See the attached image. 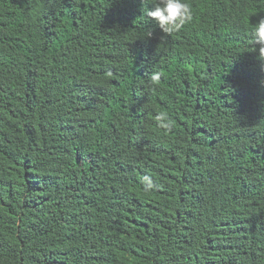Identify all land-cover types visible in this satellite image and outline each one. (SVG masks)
<instances>
[{
	"label": "trees",
	"instance_id": "obj_1",
	"mask_svg": "<svg viewBox=\"0 0 264 264\" xmlns=\"http://www.w3.org/2000/svg\"><path fill=\"white\" fill-rule=\"evenodd\" d=\"M187 2L0 0V264H264V0Z\"/></svg>",
	"mask_w": 264,
	"mask_h": 264
},
{
	"label": "clouds",
	"instance_id": "obj_2",
	"mask_svg": "<svg viewBox=\"0 0 264 264\" xmlns=\"http://www.w3.org/2000/svg\"><path fill=\"white\" fill-rule=\"evenodd\" d=\"M145 4H151L149 9L144 8V14L147 18L154 21L165 34L179 32L193 18V10L187 0H143ZM151 32H145L144 35L151 36ZM251 34L253 43L259 44V57L264 60V16L252 26ZM153 83L160 80L159 73H153L151 76ZM158 127L169 130L172 125L166 113L161 112L155 117ZM142 181L151 187L152 180L149 176H144Z\"/></svg>",
	"mask_w": 264,
	"mask_h": 264
}]
</instances>
